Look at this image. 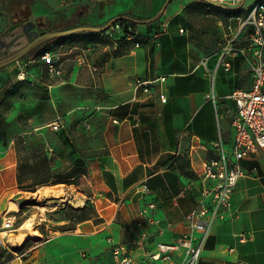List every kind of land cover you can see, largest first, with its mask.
<instances>
[{"label": "crops", "instance_id": "obj_1", "mask_svg": "<svg viewBox=\"0 0 264 264\" xmlns=\"http://www.w3.org/2000/svg\"><path fill=\"white\" fill-rule=\"evenodd\" d=\"M165 2L0 0V28L3 32L8 21H34L39 31L56 32L99 28L117 17L145 21ZM134 30L142 38L138 48L121 35H115L120 40L113 39L109 30L74 34L68 42H80L72 44L70 51L81 48V40L91 38L97 40L98 49L93 54L87 51L88 46L80 49L85 58L78 61L83 66H76L69 81L40 83L53 99L59 90L72 89L70 86L97 90L101 102L113 105L110 120H117L106 130L110 138L107 153L103 151L102 156L87 162V190L93 195L90 202L98 221L76 223L69 232L53 236L45 246L43 264H116L107 239L124 245L132 263L175 264L179 254L166 263L144 258L157 244L174 242L188 233L184 217L201 201V172L204 164L217 155L214 143L221 139L225 151L231 152L235 105L230 95L250 87L249 63L241 56L223 57V53L194 60L177 36L167 33L153 43L155 22L135 24ZM221 59L230 64L229 70L219 64ZM27 62L30 59L19 64ZM161 76L166 78L161 86L166 103L156 97L130 103L135 79ZM137 96L143 97L140 93ZM131 111L140 113L138 125L128 116ZM0 151L3 172L12 164V148L0 146ZM240 166L244 176L238 179L231 196L236 216L212 225L199 264H264V148L241 160ZM13 182L16 184V180ZM4 194L0 193V209ZM150 204L153 209L148 208ZM76 206L82 208L85 203ZM86 255L87 259H82Z\"/></svg>", "mask_w": 264, "mask_h": 264}, {"label": "rangeland", "instance_id": "obj_2", "mask_svg": "<svg viewBox=\"0 0 264 264\" xmlns=\"http://www.w3.org/2000/svg\"><path fill=\"white\" fill-rule=\"evenodd\" d=\"M254 1L243 0L240 11L231 16L229 13L234 10L228 8L237 7H211L207 10L200 0H172L155 22L156 29L159 31L160 26L167 23L166 33L176 35L194 60L206 56L216 57L230 47L240 21L247 16L246 8ZM179 26L184 30L182 34L178 32ZM113 39L120 40L115 36ZM76 42L80 41L68 42L65 37L51 40L24 58L31 62L19 64L22 59L0 70V146L4 149L12 148V164L0 172V193H5L0 222L8 208L13 212L7 215H15L12 229L2 231L8 232V237H1L0 264H43L48 241L53 236L69 232L75 226L72 218L74 211L83 208L76 205L84 201L85 206H92L90 201L93 195L87 190L85 179L88 174L87 162L102 156L103 151L107 153L110 138L106 130L110 123L113 124L109 118L113 105L101 102L97 90L89 92L70 86L72 89L59 90L53 99L49 90L40 85L69 81L76 66H83L78 61L83 57L80 49L88 46L93 49L91 54L98 49L97 40L91 38L81 40V48L70 51L69 47ZM46 44L47 52L58 55L57 67L61 70L59 77L50 76L44 61L37 56ZM237 45H246L244 34ZM20 72L25 74L23 82L17 80ZM75 83L79 84L80 81ZM10 85L12 91L7 92ZM57 117H60L59 122H62L63 128L55 132L51 123ZM2 155L0 151V157ZM44 157L54 174H66L72 178L63 180L65 184L54 185L50 190H41V186L36 187L34 192L18 189L13 182L16 180L17 167L25 162L34 165ZM52 195H59V198ZM108 198L117 202V199ZM118 217H121L120 213ZM28 219L32 220V226L19 230ZM82 259H87V255Z\"/></svg>", "mask_w": 264, "mask_h": 264}, {"label": "built area", "instance_id": "obj_3", "mask_svg": "<svg viewBox=\"0 0 264 264\" xmlns=\"http://www.w3.org/2000/svg\"><path fill=\"white\" fill-rule=\"evenodd\" d=\"M209 10L211 7H238L243 0H200ZM229 4V6H227ZM247 16L240 21L239 29L232 44L223 52L225 56H241L249 63L251 84L246 90L239 89L230 95L234 102L235 111L232 117L233 142L230 153L224 149L222 140L214 143L217 152L215 158L208 160L201 172V180L204 187L201 191V201L197 207L184 217L188 233L180 239L171 243L157 244L152 251L146 253L144 261L170 262L174 254H179V260L175 264H199L200 256L205 242L209 236L210 229L217 222L230 221L235 218L232 211L231 196L239 178L244 176L240 161L259 149L264 148V0H255L248 8ZM167 23L160 26L152 37L153 43L166 33ZM183 33V29H179ZM245 36V46L237 45L241 35ZM110 35H121L127 41H133L134 47L140 46L142 38L129 25L115 23L112 25ZM92 48L87 51L92 52ZM50 76L59 77L61 70L57 67L58 55L45 52L41 57ZM85 58V55L82 57ZM219 64L227 71L230 68L228 62L223 59ZM24 72L17 76L18 81H23ZM165 76L152 80L135 79L131 89L134 93L130 103H143L146 99L156 97L160 103H166V96L163 95L162 84L165 83ZM137 93L143 97L138 98ZM128 116L133 119L134 125L140 121V113L131 111ZM117 120H113L116 123ZM53 131H59L61 124L56 120L51 124ZM153 209L154 205H148ZM15 215H3L0 222V232L12 229ZM148 222H152L151 219ZM2 243V242H1ZM112 259L116 264H141L132 263L127 255L126 248L122 244L114 243L107 239Z\"/></svg>", "mask_w": 264, "mask_h": 264}, {"label": "water", "instance_id": "obj_4", "mask_svg": "<svg viewBox=\"0 0 264 264\" xmlns=\"http://www.w3.org/2000/svg\"><path fill=\"white\" fill-rule=\"evenodd\" d=\"M172 0H166L163 6L160 8L158 13L151 19L145 21H138L127 17H117L107 23L103 27L91 28V27H78L66 31H56V32H44L37 29V25L34 21L20 22L11 24L7 22V28L0 34V70L18 62L24 58H27L29 53L35 50L40 45L55 40L58 38L68 37L70 35L78 33H102L107 30L111 31L112 25L122 21L127 20L135 24H149L156 22L163 14L166 6ZM243 5H240L233 9L228 10H238ZM219 7L226 8L224 6L218 5Z\"/></svg>", "mask_w": 264, "mask_h": 264}, {"label": "trees", "instance_id": "obj_5", "mask_svg": "<svg viewBox=\"0 0 264 264\" xmlns=\"http://www.w3.org/2000/svg\"><path fill=\"white\" fill-rule=\"evenodd\" d=\"M239 11L240 9L234 10L229 14H231V16H235ZM117 23L125 26L129 25L133 29L135 27V24L133 23H125L123 21H119ZM72 37H74V35H70L69 37H65V38L71 39ZM60 39L61 38L55 40H60ZM121 39H124L123 36H121ZM47 44L42 50L38 51L37 56L41 57L45 52H47L46 51ZM6 90L7 92L12 91V86L10 85ZM16 171H17L16 173L17 188L28 192H34L35 188L39 186L42 187L47 185L54 186L57 184H65L63 180L72 178L71 176H67L66 174L64 176L54 174L50 165L47 163L45 157L41 160V162L35 163L34 165H30L27 162L21 163L17 167ZM72 218H74L75 223H80L87 220H93L95 222L98 221L93 211V207L88 204L84 206L82 209H76L74 211V215Z\"/></svg>", "mask_w": 264, "mask_h": 264}, {"label": "bare ground", "instance_id": "obj_6", "mask_svg": "<svg viewBox=\"0 0 264 264\" xmlns=\"http://www.w3.org/2000/svg\"><path fill=\"white\" fill-rule=\"evenodd\" d=\"M13 210L11 208H8L7 209V214L9 213H12ZM31 219H28L26 220L19 228V230H26V229H29L31 226H32V223H31ZM8 235V232H0V241H1V237H6ZM8 237V236H7ZM3 241V240H2ZM1 241V242H2Z\"/></svg>", "mask_w": 264, "mask_h": 264}]
</instances>
